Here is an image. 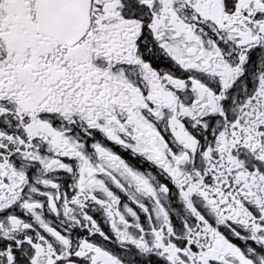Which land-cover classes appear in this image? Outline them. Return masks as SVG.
I'll use <instances>...</instances> for the list:
<instances>
[{
	"label": "snow or ice",
	"instance_id": "6c2138e0",
	"mask_svg": "<svg viewBox=\"0 0 264 264\" xmlns=\"http://www.w3.org/2000/svg\"><path fill=\"white\" fill-rule=\"evenodd\" d=\"M0 264H264V0H0Z\"/></svg>",
	"mask_w": 264,
	"mask_h": 264
}]
</instances>
